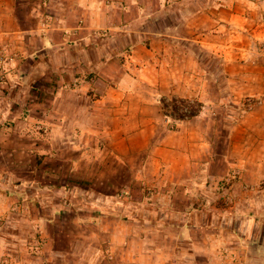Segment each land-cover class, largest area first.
<instances>
[{
  "label": "crops",
  "instance_id": "crops-1",
  "mask_svg": "<svg viewBox=\"0 0 264 264\" xmlns=\"http://www.w3.org/2000/svg\"><path fill=\"white\" fill-rule=\"evenodd\" d=\"M247 2L244 4L252 9L264 7V0ZM239 8L240 5H235L227 15H220L217 22L224 18L241 25L245 19ZM138 9L139 15L130 19L126 13L130 7L119 4V0H0V54L4 58L3 67L18 78L14 89L53 92L48 83L27 84L19 80L26 75L37 74L39 78L56 72L77 79L67 90L70 98L50 94L34 100V105L42 111L37 117V126L46 125L30 136L31 152L56 155L59 152L56 138L62 139L66 147H69L67 142H72L71 148L77 149L73 163L79 171H87L86 162L93 160L94 169L106 168L111 174L116 171L127 185H145L152 189L150 199L160 202L171 198L175 202L178 189L197 192L201 185L211 187L215 184L214 177L219 178L211 170L220 169L221 165L225 169L221 170L223 173L236 167L240 176L244 174L257 180L264 177V104L245 118H248L246 123L245 119L242 121L247 127L236 123L225 133L202 109L181 119L169 113L170 106H163L162 99L184 98L182 92L198 96L204 86H210L202 76L197 55L180 49L181 44L196 42L209 50L219 45L227 58L230 53L227 41L198 33L200 24L192 20L181 23L184 29H191L190 35H183L177 23L152 22L150 18L157 10L145 11V6L140 5ZM133 21L138 23L132 24ZM223 25L220 22L212 30H222ZM120 26L128 37L130 53L122 61L113 53L98 57L101 58L98 62L91 61L89 65L96 72L95 78L80 83V74L83 75L87 65L85 44L90 29L107 28L112 35L113 29ZM258 54L256 68L264 73V51ZM64 58L67 60L62 61ZM240 85L238 91H243ZM259 87L251 85L246 89L257 93ZM89 89L99 92V96L86 98L84 95ZM175 119L180 122L175 128L165 125ZM55 129L60 135L53 133ZM246 134L251 135V145L243 140ZM223 136L227 146L219 153L214 144L216 138ZM104 137L113 139V147H87L86 140L97 142ZM200 174L204 177L206 174L203 183L199 181ZM243 182L239 178L238 186ZM253 202V207H257ZM188 208L185 211L188 221L179 223L171 232L166 227L158 231L170 240H187L191 252L203 257L199 264H264L258 251L264 241L258 209L246 212L229 209L222 216L221 225L212 226L199 225L191 202ZM111 217L113 229L104 227L106 232L115 234L118 230L115 224L123 225V240L113 242V258L116 251H122L123 262L119 264H175L166 242L159 246L149 243L146 239L149 233L138 228L136 222ZM233 219L236 224L229 226V220Z\"/></svg>",
  "mask_w": 264,
  "mask_h": 264
},
{
  "label": "rangeland",
  "instance_id": "rangeland-1",
  "mask_svg": "<svg viewBox=\"0 0 264 264\" xmlns=\"http://www.w3.org/2000/svg\"><path fill=\"white\" fill-rule=\"evenodd\" d=\"M244 1L247 2V0H119V4L130 7V10L126 11L130 19L139 15V5L145 6V11L157 10L150 18L156 24L162 21L169 24L177 23L178 27H182L181 23L192 20L200 24L198 33L202 32L214 40L227 41L226 45L230 51L227 58L219 45H215L213 51L191 41L180 46V49H188L197 55L198 65L203 71L202 76L210 83L208 88L203 87L202 93L198 96L195 93L182 92L184 96L181 97L201 101L204 114L214 120L223 133L236 123L243 125L242 121L264 104V73H260L256 68L260 60L258 52L264 51V7L257 6L258 8L252 9L244 4ZM235 5L241 6L239 10L241 9L242 19L247 20L246 22L239 26L235 25V21H227L224 18L217 22L220 15H227ZM220 22L224 24L222 30L213 31L212 29ZM134 23L138 22L133 21L132 24ZM120 29L121 26L119 29H113L112 35L111 30L107 28L90 29L85 44L87 65L83 75L80 74L82 76V80H78L80 83L85 79L95 78L96 72L89 65L91 61L98 62L101 59L98 57L104 58L111 53L117 54V60L122 61L130 53L131 48L126 42L128 37ZM190 33L189 27L185 29L182 27L181 34ZM69 49L72 50V47ZM0 74L3 75V81L0 82V201H2L0 264L122 263L121 250L116 251L113 258V242L123 240L121 227L123 225L115 224L118 227L115 234L113 231L106 232L104 228L113 229L111 216L120 205L146 206L171 214L166 217L165 224L159 220L136 224L139 225L138 228L149 233L146 236L147 242L157 246L166 242L175 264H199L204 260L203 257L191 252L187 240H170L158 231L166 227L168 232H171L179 223L188 221L189 217L185 211H189L190 202L197 215L195 220L202 225H221L222 216L225 215V211H230L229 209L239 208L245 212L248 209H258L261 212L259 219L264 240V177L257 180L244 174L240 176L239 168L236 167L223 173L221 165L220 169L211 170L219 176L214 177L215 184L213 183L211 187L201 185L198 187V193L195 190L190 192L178 189L175 193V202L172 198V201L168 202L152 200L150 199L152 189L145 185H127L125 180L118 177L116 171L111 174L106 168L96 170L93 168L95 166L93 160L86 162L87 171H79L73 163L76 161L77 149L71 148L74 145L72 142H67L66 145L69 147H66L61 142L62 139L56 138L59 143V152L56 155L31 152L30 136L46 125L40 122L42 127L37 126L39 124L37 117L42 111L34 105V100L44 99L50 94L63 99L70 98L67 90L77 83V79L72 75L56 72L39 78L37 74L19 78L27 84L48 83L53 89L52 93L51 91L37 93L33 88L26 91L14 89L19 83L17 76L7 71ZM115 79L116 75H113V80ZM239 85L240 88H244L243 91H238ZM251 85H260L258 88L260 92L250 93L246 87ZM86 91L84 96L88 99L99 96V92L94 90ZM63 108L67 111V107ZM247 120L248 118L244 120L245 123ZM178 121L179 119L168 120L165 125L173 129ZM52 131L55 135L59 134L56 129ZM246 135L243 140L246 141V145H251V135ZM75 140L78 141L77 136ZM223 141L224 136L216 138L214 145L219 153L222 152V147L224 149L227 146ZM86 143L87 147L91 148L113 147V139L107 137L99 138L97 142L88 139ZM198 178L203 183L206 174L205 177L200 174ZM239 178L244 182L238 186ZM250 199H254L258 206L254 208L253 201L249 203ZM212 213L214 216L210 215ZM234 224H236L234 219L229 220V226ZM258 251L261 252L259 259L262 263L264 241Z\"/></svg>",
  "mask_w": 264,
  "mask_h": 264
},
{
  "label": "trees",
  "instance_id": "trees-1",
  "mask_svg": "<svg viewBox=\"0 0 264 264\" xmlns=\"http://www.w3.org/2000/svg\"><path fill=\"white\" fill-rule=\"evenodd\" d=\"M162 102L164 107L170 106L171 110L169 113L171 115L181 119L189 118L190 116L195 115L201 109V103L199 101L189 98H179L172 96L168 100L162 99ZM112 214V216L127 219L132 222L143 223L145 221L154 222L159 220V222L163 221V224H165L166 217L171 215L168 212H159L146 206L128 207L125 205H120V207L116 208L115 212Z\"/></svg>",
  "mask_w": 264,
  "mask_h": 264
},
{
  "label": "built area",
  "instance_id": "built-area-1",
  "mask_svg": "<svg viewBox=\"0 0 264 264\" xmlns=\"http://www.w3.org/2000/svg\"><path fill=\"white\" fill-rule=\"evenodd\" d=\"M3 61H4V58H3V55L0 54V72H5L6 69L3 67ZM3 75L0 74V82H2L3 80Z\"/></svg>",
  "mask_w": 264,
  "mask_h": 264
}]
</instances>
